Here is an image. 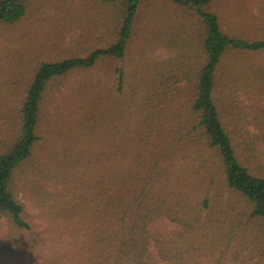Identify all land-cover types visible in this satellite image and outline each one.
Here are the masks:
<instances>
[{
    "label": "trees",
    "instance_id": "16d2710c",
    "mask_svg": "<svg viewBox=\"0 0 264 264\" xmlns=\"http://www.w3.org/2000/svg\"><path fill=\"white\" fill-rule=\"evenodd\" d=\"M28 1L0 0V24L19 23ZM238 1L89 0L99 10L84 36L98 35L84 56L28 65L8 51L0 254L20 264H264V33L224 28L225 6ZM160 48L174 55L154 59ZM21 190L49 224L47 241L26 234Z\"/></svg>",
    "mask_w": 264,
    "mask_h": 264
},
{
    "label": "rangeland",
    "instance_id": "374dc122",
    "mask_svg": "<svg viewBox=\"0 0 264 264\" xmlns=\"http://www.w3.org/2000/svg\"><path fill=\"white\" fill-rule=\"evenodd\" d=\"M94 2L89 0H29L27 15L14 26L0 24V66L8 71L11 69L8 51L16 49L24 56L25 63L36 65L40 61L65 58L76 54L84 56L91 45L92 37L98 31L92 29V34L84 36L85 30L98 16ZM222 13V25L227 29L231 23L241 28L243 32L264 33V0H239L225 6ZM173 51L160 48L153 53L154 59L172 57ZM17 61L20 57L14 56ZM20 62V61H19ZM27 67H21L11 76L22 77L27 75ZM243 105H250L241 99ZM252 130L251 127H249ZM19 201L24 205L32 231L26 233L30 240L41 237L47 241L49 224L44 220L36 201L21 190ZM7 233V222L0 220V242ZM38 240V239H37ZM22 261L0 254V264H20ZM28 263V260L25 261Z\"/></svg>",
    "mask_w": 264,
    "mask_h": 264
}]
</instances>
